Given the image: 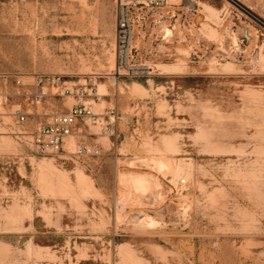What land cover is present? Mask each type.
<instances>
[{"label":"rangeland","instance_id":"1","mask_svg":"<svg viewBox=\"0 0 264 264\" xmlns=\"http://www.w3.org/2000/svg\"><path fill=\"white\" fill-rule=\"evenodd\" d=\"M119 1L0 0V264H264V0L160 1L133 70ZM37 74L60 81L36 109ZM65 86L117 113L81 124L98 158L12 134L18 108L68 111Z\"/></svg>","mask_w":264,"mask_h":264},{"label":"built area","instance_id":"2","mask_svg":"<svg viewBox=\"0 0 264 264\" xmlns=\"http://www.w3.org/2000/svg\"><path fill=\"white\" fill-rule=\"evenodd\" d=\"M164 0H120L117 10V57L120 68L130 67V61L141 56L140 46L136 44V28L146 24L147 11L154 8ZM188 10L195 8V3L187 5ZM60 77L56 75L35 76L34 91L26 92L31 98V104L37 106L48 96L47 88L58 86ZM17 84L27 86L21 77H18ZM87 91L65 86L60 96H73L75 103L66 112H54L50 117L43 120L42 114L37 110L34 113L25 112L18 108L14 112L15 126L12 134L18 141L31 150L35 156L52 157L61 159L83 160L98 158L102 155V146L98 143L86 141L82 125L86 119L93 123H104L106 131L113 134L117 113L114 109L108 110L106 114H97L92 110L87 100ZM1 98V96H0ZM29 116H33L31 125L28 126ZM72 140H76L74 150H69Z\"/></svg>","mask_w":264,"mask_h":264},{"label":"bare ground","instance_id":"3","mask_svg":"<svg viewBox=\"0 0 264 264\" xmlns=\"http://www.w3.org/2000/svg\"><path fill=\"white\" fill-rule=\"evenodd\" d=\"M213 11V10H212ZM41 169H42V167H41ZM45 169V168H44Z\"/></svg>","mask_w":264,"mask_h":264}]
</instances>
